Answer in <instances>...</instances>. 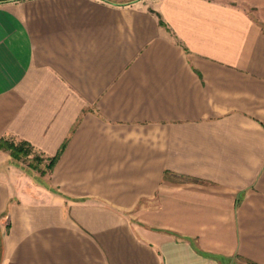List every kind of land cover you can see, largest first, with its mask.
Returning a JSON list of instances; mask_svg holds the SVG:
<instances>
[{
  "label": "crops",
  "instance_id": "obj_1",
  "mask_svg": "<svg viewBox=\"0 0 264 264\" xmlns=\"http://www.w3.org/2000/svg\"><path fill=\"white\" fill-rule=\"evenodd\" d=\"M0 264H264V0L1 1Z\"/></svg>",
  "mask_w": 264,
  "mask_h": 264
},
{
  "label": "trees",
  "instance_id": "obj_2",
  "mask_svg": "<svg viewBox=\"0 0 264 264\" xmlns=\"http://www.w3.org/2000/svg\"><path fill=\"white\" fill-rule=\"evenodd\" d=\"M1 1H6V0H0V2ZM156 15V17H158V20H159V24H162V21H161V19H160V16L158 15V14H155Z\"/></svg>",
  "mask_w": 264,
  "mask_h": 264
},
{
  "label": "rangeland",
  "instance_id": "obj_3",
  "mask_svg": "<svg viewBox=\"0 0 264 264\" xmlns=\"http://www.w3.org/2000/svg\"><path fill=\"white\" fill-rule=\"evenodd\" d=\"M148 2H151L152 0H147Z\"/></svg>",
  "mask_w": 264,
  "mask_h": 264
}]
</instances>
